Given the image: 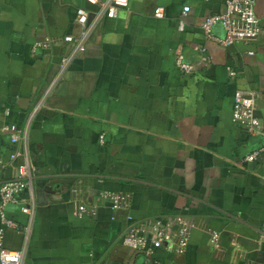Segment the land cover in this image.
Returning a JSON list of instances; mask_svg holds the SVG:
<instances>
[{
  "label": "crops",
  "instance_id": "1",
  "mask_svg": "<svg viewBox=\"0 0 264 264\" xmlns=\"http://www.w3.org/2000/svg\"><path fill=\"white\" fill-rule=\"evenodd\" d=\"M77 7L89 11L90 29L74 51L63 37L81 31ZM97 7L0 0V182L17 174L13 150L35 167L6 206L28 229L3 227V245L28 264H142L125 230L149 234L153 220H176L193 224L188 244L155 249L160 264H264V161L244 158L263 138L232 119L237 88L255 92L264 118V0H254L256 39L227 45L201 28L224 0H128L117 16L94 20ZM212 32L224 35L219 23ZM179 54L191 72L177 68ZM4 123L16 124V143ZM111 194L127 203L113 208Z\"/></svg>",
  "mask_w": 264,
  "mask_h": 264
},
{
  "label": "built area",
  "instance_id": "2",
  "mask_svg": "<svg viewBox=\"0 0 264 264\" xmlns=\"http://www.w3.org/2000/svg\"><path fill=\"white\" fill-rule=\"evenodd\" d=\"M92 4H96L97 10L94 13V20L106 17L117 16L118 9L127 7L128 0H86ZM188 6H183V12ZM153 14L157 17L163 16L162 6H156ZM89 11L84 7H77L73 22L78 24L81 31L78 35L66 34L63 39L71 40L75 43L74 51L83 47V41L90 29L88 24ZM219 23L224 35L218 36L212 32L214 24ZM182 28V24L179 26ZM201 28L204 35L222 45H227L237 41H249L256 39L260 30V19L254 11V0H224V7L221 11L207 14L201 21ZM49 38L41 42L32 44V50L40 45H46ZM199 49V59L203 64H208L209 57L205 54L204 47L196 46ZM69 56L61 58V66H65ZM175 64L182 72H191L194 69V63L186 60L181 54L177 55ZM229 76L233 77L234 69L229 68ZM232 119L250 135H259L263 138V142L251 149L244 156L246 160L253 161L261 158L264 161V118L255 114V92L251 89L237 88L233 93L232 103ZM1 128L10 131V141L16 143L19 135L17 126L14 123H4ZM100 140L103 139V133L99 134ZM21 157V162L17 163V174L15 177L0 182V264H28L22 259L19 250L10 249L3 245V227H12L16 230L28 229L27 225H20L15 219L9 217L6 213L8 203L16 201L18 193L25 187L31 186L33 171L35 167L28 160L26 151L13 150L10 153L11 159ZM112 199V207L117 208L127 201L122 196L110 195ZM79 214L85 209L83 205H79ZM20 209L23 212L31 213L32 209L29 205L21 204ZM175 223V226H174ZM192 223L173 222L172 220L161 221L155 219L150 223L148 229L149 234L139 232L133 225H130L122 235V241L133 251H139L144 256L142 264H160L159 259L155 256V249L164 247L175 253H182L189 239V228ZM211 238L216 240L218 231L211 230ZM260 234L264 238V224L260 229ZM55 264V263H50ZM78 264V263H72ZM203 264V263H197Z\"/></svg>",
  "mask_w": 264,
  "mask_h": 264
}]
</instances>
